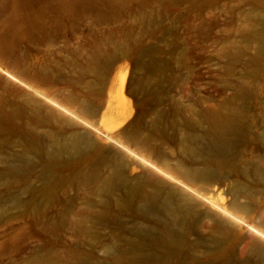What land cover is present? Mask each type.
I'll list each match as a JSON object with an SVG mask.
<instances>
[{
    "label": "bare ground",
    "instance_id": "6f19581e",
    "mask_svg": "<svg viewBox=\"0 0 264 264\" xmlns=\"http://www.w3.org/2000/svg\"><path fill=\"white\" fill-rule=\"evenodd\" d=\"M257 3L261 13L244 44L227 50L234 64L225 85L230 93L216 108L167 123L157 107L133 111L129 96L135 104L151 96L156 106L162 103V66L155 63L152 83L124 73L116 93L99 96L118 55L146 54L125 45L95 53L83 67L102 79L97 88L92 81L85 93L61 98L27 84L35 97L0 106V131L17 135L27 155L4 163L0 184L8 191L29 175L39 181L13 205L38 211L67 182L89 198L91 211L80 215L79 231L103 224L115 244L110 211L128 218L121 228L125 244L111 246L107 261L76 250L52 264H264V101L256 94L264 91V0ZM5 198L0 193V209Z\"/></svg>",
    "mask_w": 264,
    "mask_h": 264
},
{
    "label": "rangeland",
    "instance_id": "374dc122",
    "mask_svg": "<svg viewBox=\"0 0 264 264\" xmlns=\"http://www.w3.org/2000/svg\"><path fill=\"white\" fill-rule=\"evenodd\" d=\"M258 13L257 0H0V106L35 97L27 84L61 98L85 93L89 82L97 88L102 79L82 72L83 67L95 53H114L125 45L146 54L118 55L101 81L105 94L99 96L116 93L124 73L127 80L141 78L145 84L160 71L162 103L156 106V96H151L135 104L129 96L133 111L157 107L167 123L216 108L230 93L225 85L234 64L227 50L244 44ZM152 65L162 68L151 71ZM5 70L13 77L8 79ZM262 91L256 94L264 101ZM20 143L17 135L0 131V170L5 162L26 159ZM29 176L8 191L0 184L6 197L0 209V264H52L76 250L88 251L93 262H105L111 246L125 244L121 228L128 218L114 210L106 222L119 239L115 244L103 224L79 231L80 215L91 211L87 190L80 186L64 182L54 187L51 201L38 211L13 205L27 196L26 186H38Z\"/></svg>",
    "mask_w": 264,
    "mask_h": 264
}]
</instances>
